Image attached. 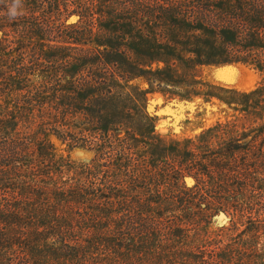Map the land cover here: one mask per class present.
Masks as SVG:
<instances>
[{
    "label": "trees",
    "instance_id": "16d2710c",
    "mask_svg": "<svg viewBox=\"0 0 264 264\" xmlns=\"http://www.w3.org/2000/svg\"><path fill=\"white\" fill-rule=\"evenodd\" d=\"M8 2L0 264H264V0H23L16 19ZM233 62L262 74L241 115L154 133L133 79L211 97L200 68ZM49 134L92 158L57 157ZM218 213L229 223L208 232Z\"/></svg>",
    "mask_w": 264,
    "mask_h": 264
},
{
    "label": "rangeland",
    "instance_id": "374dc122",
    "mask_svg": "<svg viewBox=\"0 0 264 264\" xmlns=\"http://www.w3.org/2000/svg\"><path fill=\"white\" fill-rule=\"evenodd\" d=\"M52 43L63 44L60 39H55ZM200 69L202 79L207 85L204 92L212 94L211 97H187L176 94L173 96L172 92L165 94L160 91L161 89L156 90L149 87L144 78L139 77L132 80L133 85L146 90V109L153 119L155 134L163 138L182 140L198 134L216 121L241 115V105L237 102H243L245 97L242 94L253 90L262 79V74L257 69L242 62L209 64ZM172 91L184 93L177 87ZM249 139L250 137H247L245 140ZM48 140L57 157L87 162L93 156V151L81 145L63 142L52 134L48 135ZM186 182L188 185L192 184L189 178ZM256 208L251 214L254 218L259 215L257 218L260 219L259 225H264V210L261 206ZM243 220L246 222V219ZM228 223L229 217L224 213H218L209 218L206 230L213 232ZM238 225V230L244 228L240 222ZM259 239L264 242V226L260 229Z\"/></svg>",
    "mask_w": 264,
    "mask_h": 264
},
{
    "label": "clouds",
    "instance_id": "9594fccd",
    "mask_svg": "<svg viewBox=\"0 0 264 264\" xmlns=\"http://www.w3.org/2000/svg\"><path fill=\"white\" fill-rule=\"evenodd\" d=\"M23 0H9L7 3V16L9 19H16L22 14Z\"/></svg>",
    "mask_w": 264,
    "mask_h": 264
}]
</instances>
